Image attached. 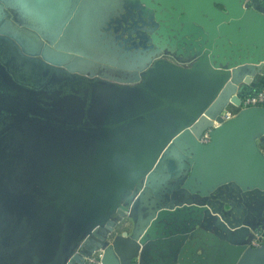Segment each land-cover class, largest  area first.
<instances>
[{
  "label": "water",
  "instance_id": "obj_1",
  "mask_svg": "<svg viewBox=\"0 0 264 264\" xmlns=\"http://www.w3.org/2000/svg\"><path fill=\"white\" fill-rule=\"evenodd\" d=\"M263 78L264 0H0V264H264Z\"/></svg>",
  "mask_w": 264,
  "mask_h": 264
},
{
  "label": "built area",
  "instance_id": "obj_2",
  "mask_svg": "<svg viewBox=\"0 0 264 264\" xmlns=\"http://www.w3.org/2000/svg\"><path fill=\"white\" fill-rule=\"evenodd\" d=\"M250 1L251 0H244V3H249ZM254 106H261V107L264 106V87L258 88L253 92H249L247 94H243L239 96L238 104H235L229 98L226 105L217 114V117H219L222 122H225L233 118L241 109L247 107H254ZM219 124H220L219 122L213 120L212 126L203 131V133L199 137V141L202 143H207L209 141V131L213 127L218 126ZM262 151L264 153V149ZM263 242H264V228L253 232L252 236L248 239V246L258 247ZM85 244L86 243L84 239L77 248V253L81 254ZM102 257H103V249L98 248L92 251L89 255H82L81 264H100Z\"/></svg>",
  "mask_w": 264,
  "mask_h": 264
},
{
  "label": "crops",
  "instance_id": "obj_3",
  "mask_svg": "<svg viewBox=\"0 0 264 264\" xmlns=\"http://www.w3.org/2000/svg\"><path fill=\"white\" fill-rule=\"evenodd\" d=\"M264 79V78H263ZM259 80V84H257L255 87H252L251 85H249V87H247V91H255L258 88L264 87V80ZM262 81V82H261ZM259 147L261 148V150H263V146L259 144Z\"/></svg>",
  "mask_w": 264,
  "mask_h": 264
},
{
  "label": "trees",
  "instance_id": "obj_4",
  "mask_svg": "<svg viewBox=\"0 0 264 264\" xmlns=\"http://www.w3.org/2000/svg\"><path fill=\"white\" fill-rule=\"evenodd\" d=\"M253 92V91H252Z\"/></svg>",
  "mask_w": 264,
  "mask_h": 264
}]
</instances>
